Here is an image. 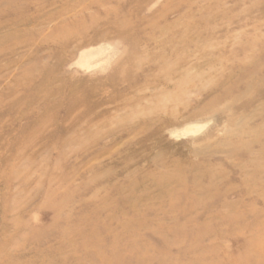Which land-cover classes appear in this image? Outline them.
Instances as JSON below:
<instances>
[{"label": "rangeland", "instance_id": "obj_1", "mask_svg": "<svg viewBox=\"0 0 264 264\" xmlns=\"http://www.w3.org/2000/svg\"><path fill=\"white\" fill-rule=\"evenodd\" d=\"M0 264H264V0H0Z\"/></svg>", "mask_w": 264, "mask_h": 264}]
</instances>
